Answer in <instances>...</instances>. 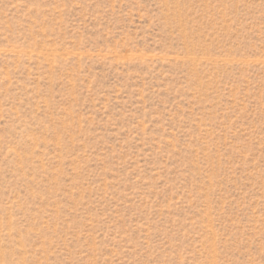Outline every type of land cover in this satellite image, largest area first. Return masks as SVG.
<instances>
[{"label": "rangeland", "instance_id": "rangeland-1", "mask_svg": "<svg viewBox=\"0 0 264 264\" xmlns=\"http://www.w3.org/2000/svg\"><path fill=\"white\" fill-rule=\"evenodd\" d=\"M0 264H264V0H0Z\"/></svg>", "mask_w": 264, "mask_h": 264}]
</instances>
